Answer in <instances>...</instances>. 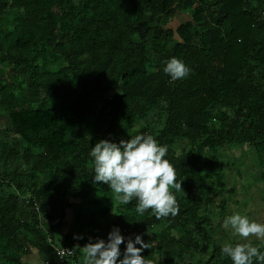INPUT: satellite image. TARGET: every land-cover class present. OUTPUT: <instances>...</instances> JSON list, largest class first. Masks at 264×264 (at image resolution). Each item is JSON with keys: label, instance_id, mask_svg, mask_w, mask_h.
Here are the masks:
<instances>
[{"label": "trees", "instance_id": "16d2710c", "mask_svg": "<svg viewBox=\"0 0 264 264\" xmlns=\"http://www.w3.org/2000/svg\"><path fill=\"white\" fill-rule=\"evenodd\" d=\"M172 57L188 76L164 72ZM0 115V264H29V249L53 245L82 264L116 209L109 185L94 182L90 148L138 133L168 146L186 193L175 216L137 213L135 199L117 208L110 229L128 231L123 250L129 235L166 224L159 258L154 245L142 252L153 264H232L214 244L194 257L214 242L212 198L198 192L223 167L222 147L253 145L264 168V0H0ZM68 209L78 228L63 232ZM43 264L72 263L54 253Z\"/></svg>", "mask_w": 264, "mask_h": 264}, {"label": "clouds", "instance_id": "9594fccd", "mask_svg": "<svg viewBox=\"0 0 264 264\" xmlns=\"http://www.w3.org/2000/svg\"><path fill=\"white\" fill-rule=\"evenodd\" d=\"M164 72L177 80L188 76L191 67L183 59L172 57L165 63ZM168 151V146L150 133L119 142L100 139L89 151L94 182L107 183L122 204L135 199L137 213L151 209L157 219L175 216L179 212L177 193L184 189ZM223 226L235 239L222 243V255L230 257L232 264H264V221L233 211L224 217ZM124 241L120 227L114 226L107 240L99 238L81 248L82 264H153L142 255L144 249L152 248L153 240L146 242L140 233L134 238L129 235L122 253Z\"/></svg>", "mask_w": 264, "mask_h": 264}, {"label": "rangeland", "instance_id": "374dc122", "mask_svg": "<svg viewBox=\"0 0 264 264\" xmlns=\"http://www.w3.org/2000/svg\"><path fill=\"white\" fill-rule=\"evenodd\" d=\"M189 17L190 10L180 11L173 17L169 25L176 27L179 22L185 21ZM72 79H74V77H72ZM2 118L3 117L0 115V127L4 126V122L1 121ZM184 146L185 143L178 142L173 145L172 150L176 152V154H180ZM216 154L223 167L218 171V175L213 179L212 183L207 182L209 189L204 188L198 192V195L202 196L203 200L206 197L212 198V202L208 203L206 210L209 211L213 219L212 226L214 228V242L205 247L203 252L194 254V257L202 261L207 260L212 253L214 249L213 244L221 246L222 243L230 239H235L231 231L226 230L223 226V219L226 215L231 214L233 211H240L253 218L264 221V178L262 177L264 168H262L259 163L254 146L241 143L235 146L222 147L218 149ZM39 177L40 183L44 184L47 177L44 175H39ZM180 193L185 194L186 190L184 189V191H180ZM115 201L116 209L122 206V203L116 199ZM115 210L100 223L101 237L105 240H107L108 233L111 231V222L117 217ZM73 216L72 210L68 209L62 228L63 232L69 229L76 230L78 228L73 223ZM164 229H166V224H156L152 226V228L143 229L145 241L153 240L152 245L155 246L154 255L156 258H159L158 248L161 237L160 233ZM83 233L87 234L88 229H84ZM170 234L175 237L180 235L179 232L174 229L170 231ZM252 239L255 241L254 237ZM52 249L53 248L50 246L45 253L52 255ZM42 257L43 254L39 255L36 251L31 249H29L25 255V259L29 264H43L46 259L51 256L43 260L41 259ZM185 259L189 261V255H185Z\"/></svg>", "mask_w": 264, "mask_h": 264}, {"label": "built area", "instance_id": "2783aa9c", "mask_svg": "<svg viewBox=\"0 0 264 264\" xmlns=\"http://www.w3.org/2000/svg\"><path fill=\"white\" fill-rule=\"evenodd\" d=\"M36 208H39L38 203H36ZM44 219V216L40 215V220L42 221ZM123 233H125L124 235L128 234V231L126 229H123ZM124 244H122L121 250H123V246ZM54 249V253L57 259H59L61 262H71L72 264L75 263V250L72 247H68V246H56L53 245L52 246Z\"/></svg>", "mask_w": 264, "mask_h": 264}, {"label": "crops", "instance_id": "0c3cea01", "mask_svg": "<svg viewBox=\"0 0 264 264\" xmlns=\"http://www.w3.org/2000/svg\"><path fill=\"white\" fill-rule=\"evenodd\" d=\"M47 250H48V249H47ZM52 250H53L52 255H48V254L45 253V252H44V253H40V252H37V251H36V253L39 254V255H40V254H41V255L43 254V257L41 258V259L43 260V259L48 258L49 256L54 257V249H52ZM34 251H35V250H34ZM51 257H50V258H51ZM43 262H44V261H43Z\"/></svg>", "mask_w": 264, "mask_h": 264}]
</instances>
